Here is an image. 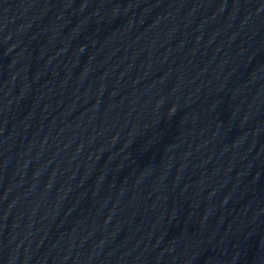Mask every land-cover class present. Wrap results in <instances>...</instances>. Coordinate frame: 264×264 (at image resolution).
Returning <instances> with one entry per match:
<instances>
[{
	"label": "water",
	"instance_id": "water-1",
	"mask_svg": "<svg viewBox=\"0 0 264 264\" xmlns=\"http://www.w3.org/2000/svg\"><path fill=\"white\" fill-rule=\"evenodd\" d=\"M0 264H264V0H0Z\"/></svg>",
	"mask_w": 264,
	"mask_h": 264
}]
</instances>
